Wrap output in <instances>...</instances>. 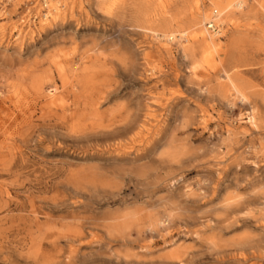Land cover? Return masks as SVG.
<instances>
[{"label": "rangeland", "instance_id": "obj_1", "mask_svg": "<svg viewBox=\"0 0 264 264\" xmlns=\"http://www.w3.org/2000/svg\"><path fill=\"white\" fill-rule=\"evenodd\" d=\"M0 264H264V0H0Z\"/></svg>", "mask_w": 264, "mask_h": 264}, {"label": "built area", "instance_id": "obj_2", "mask_svg": "<svg viewBox=\"0 0 264 264\" xmlns=\"http://www.w3.org/2000/svg\"><path fill=\"white\" fill-rule=\"evenodd\" d=\"M216 17V12L213 11L211 13V17L209 19V21L206 23L205 27L207 29V31L209 32L210 35L219 37L221 34V25H216L213 22V19Z\"/></svg>", "mask_w": 264, "mask_h": 264}, {"label": "bare ground", "instance_id": "obj_3", "mask_svg": "<svg viewBox=\"0 0 264 264\" xmlns=\"http://www.w3.org/2000/svg\"><path fill=\"white\" fill-rule=\"evenodd\" d=\"M238 5H239V4H238ZM214 11H215V10H214ZM215 12H216V17L213 19V22H214L216 25H219V24L216 23V21L219 19V15H218L217 11H215ZM209 19H210V18H209ZM209 19L207 20V22L209 21ZM207 22H206V23H207ZM206 23H205V25H206ZM205 25H204V27H205ZM205 31L207 32V34H208L210 37H215V36L209 34V32L207 31L206 27H205ZM211 45H213L212 42H211ZM237 94H238V93H237Z\"/></svg>", "mask_w": 264, "mask_h": 264}]
</instances>
